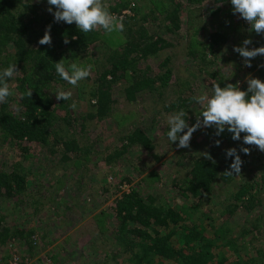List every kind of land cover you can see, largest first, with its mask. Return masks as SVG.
<instances>
[{"label": "trees", "instance_id": "16d2710c", "mask_svg": "<svg viewBox=\"0 0 264 264\" xmlns=\"http://www.w3.org/2000/svg\"><path fill=\"white\" fill-rule=\"evenodd\" d=\"M127 1L112 0L113 5L106 7L110 12L119 14L129 7ZM213 1L232 8L228 0ZM34 2L0 0V69L16 64V70L19 71L8 81L9 88L14 85L12 82L16 84L15 96L13 98L10 96L7 102L0 104V145L4 148L6 145L16 148V144L27 142L45 148V151L52 155L61 154L63 161L69 160L70 157L67 155L72 153L80 156L79 159L83 157L89 160L91 147H83L72 133L62 128V125L67 127L66 124H75L73 120L70 122L71 118L67 113L64 118H59L58 111L64 108L65 101L57 103L54 101L55 91L66 82L55 71L54 63L60 60L64 61L66 67H70L72 63L83 64L82 62L93 66L90 73L93 77L89 75L86 78L92 81L88 95L91 113L87 118L90 120L98 123H106L110 118L114 121L122 117L126 119L125 121L133 120L132 110L125 115L121 113L123 108L114 106L118 99H113L112 92L118 85L120 94L131 107L137 104V97L143 94L163 98L166 93H171L172 97L168 98L169 104L165 111L171 115L183 108L189 126L195 123L197 103L192 101V97L196 95L192 83L185 80L181 86L169 90L172 77L170 58H165L156 70L140 66V61L156 57L166 48H171V45L161 37L150 36L145 30L144 23L148 21V10L146 16H141L142 26L137 24L136 27H132L130 23L135 19L123 16L121 20L123 31L107 33L102 28H97L92 32L82 33L75 23L68 25L56 22L51 16L42 15ZM187 2L193 4L201 3L203 0ZM180 3V0H171L168 5L163 2L152 5L151 2L144 1L148 8L153 6L154 11L157 10L164 16L171 31L181 29ZM130 10L137 18L141 15L140 6L132 9L130 5ZM220 11L217 7L212 12L216 14ZM191 24L193 23L189 22L191 34L188 55L192 59L198 58L201 62L209 64L210 57L216 58L221 50L219 47L227 42V38L216 32L203 36L202 39L199 33L204 27L192 29ZM48 28L51 44L41 45L33 41V38L40 40ZM246 28L249 30L250 26L246 25ZM250 33H254L256 37L249 46L262 47L264 33L258 35L248 31L244 35ZM65 38L69 40L68 44L63 42ZM231 43L235 46V42ZM232 45L228 48L233 50ZM96 52L99 57L96 56ZM263 57L260 59L262 61L260 68H257V62H252L248 69V72L255 71L254 78L261 81H264ZM242 68L240 65L229 77H219L215 75L216 73L209 72L203 76L215 79V83L224 87L229 83H237L235 80ZM240 88L246 90L247 83H243ZM28 90H32L29 97ZM17 105L20 107L19 111ZM12 108L14 111H11ZM192 109L194 115L190 118L188 113L192 112ZM243 135L244 133H241V137ZM226 136L233 141L230 133L227 132ZM120 141L121 148L115 154L108 155L106 161L119 159L130 149L135 148L150 154L154 161L161 162L163 155H152L154 145L151 138L141 129L135 128L133 122L129 124L127 134L121 137ZM233 142L237 145L224 147L222 144V151L219 152L208 149L207 154L211 159H207L202 153H196L195 151L201 148L193 143L189 148H182V154L174 166L184 171V176L175 181L177 189L175 192L179 193V198L183 201H179V198L175 197L176 194L163 198L160 195H143L135 188H130L127 193L123 192L112 206L117 222L114 239L117 252L116 255L109 256L112 259L110 264H264L263 245L257 243L254 248L261 249L254 251L252 257H248L244 254L246 247L241 242L242 236L247 234L251 241L262 235L259 229L264 221V214L261 213L264 203V167L248 169L242 164L241 169L245 172L227 175L225 172H228L231 160L225 157V150L234 147L238 151L241 147L249 148L250 154L240 153L241 160L249 162L251 164L249 166L261 161L262 155L264 160V152L259 151L255 145H243L241 141ZM192 146L196 147L195 151ZM19 149L24 152V160L27 148ZM13 161L9 163L10 172H0V201L11 200L24 190L26 171L18 160L15 165ZM120 184L119 187L124 185ZM225 186L230 187L228 199L222 203L226 205L224 210L228 216L225 220L232 221L236 216L245 217L242 238L239 239L232 236L236 227L230 228L224 222L222 225H214L213 218L208 216L194 219L199 210L198 206L202 203L209 206L208 204L213 202L215 190ZM185 201H191L195 205L189 206ZM4 221L5 218L0 212V246L12 238H17L25 242L29 252L33 251L35 248V242L31 240L34 236L33 231H12L4 225ZM249 226L255 227L254 234L253 231H247ZM106 256L104 257L107 259Z\"/></svg>", "mask_w": 264, "mask_h": 264}, {"label": "rangeland", "instance_id": "374dc122", "mask_svg": "<svg viewBox=\"0 0 264 264\" xmlns=\"http://www.w3.org/2000/svg\"><path fill=\"white\" fill-rule=\"evenodd\" d=\"M34 1L36 7H39L37 10L42 15L53 17L48 11L50 6L46 0ZM144 1L151 2L152 5L157 2L168 5L171 0H128L129 7L127 9H123L119 14L111 13L119 20H122L123 16L133 17L135 20L130 25L136 27L137 24L142 26L141 16H146V10H148V21L144 23L145 30L150 36L161 37L171 45V48H166L156 57L146 61L142 60L139 63L143 68L149 67L151 70H156L165 58H170L171 65L169 67L172 77L169 90L181 86L185 80H188L193 85L195 96L210 94L211 86L216 80L205 78L204 74L209 72L210 74L216 73L215 75L219 77H229L240 65L243 68L239 70L235 82H239L241 86L243 83H247L248 78H254L256 72H248L249 67L246 66L245 59L228 48L229 45H232L231 41L235 42V46L232 45L234 48L243 46V41L246 39L253 42L256 37L254 33L244 35L248 31L251 32L246 28V25L249 24L241 19L239 14L234 15L232 8L225 4L215 3L213 0H203L201 3L193 4H189L187 0H180V4H182L181 29L171 31L169 23L163 18L164 16H161L157 10L154 11L152 5V8H148ZM102 2L105 6L113 5L112 0H102ZM130 5L132 9L140 6L141 15H138L139 18L132 13ZM51 7L55 11L54 6ZM217 7L221 11L213 14L212 11ZM189 22L193 23L191 24L192 29H197L199 26L204 27L199 33L202 39L203 36L216 32L226 36L227 42L219 47L221 50L217 53L216 58L210 57L211 63L206 64L198 58L189 57L188 41L191 34ZM33 41L38 42L39 40L33 38ZM262 46H264V41ZM248 48L252 49L249 45ZM96 56L99 57L97 52ZM262 57L263 55H258L252 59L251 65L252 62H257V68H260ZM82 63L84 64V62ZM90 76L93 77L92 74ZM12 84L14 85L10 88L13 89L11 96L13 98L16 93V84L15 82ZM91 85V80L84 79L76 86L66 81L58 87V90L62 89L71 93L70 99L65 100L63 104L64 108L58 111L59 118H64L67 113L70 115V122L71 120L75 121V124H66L67 127L62 125V128L72 133L83 147H91L92 152L89 160L83 157L79 159L80 156L72 153L67 155L70 157L69 160L63 161L61 154L52 155L45 151V148L27 142H22L21 145L16 144V148L7 145L4 148L3 145H0V172H10L9 163L12 160H14V165L18 160L26 171L25 186L21 194L11 200L0 201V212L5 218L4 225L12 231H33L34 236L31 240L35 242L34 250L29 252L24 241L12 238L0 246V264H10L13 259H16L18 264H104L105 261L106 264H110L112 259L109 256L116 255L117 252L114 240L117 222L112 206L123 192L127 193L130 188H135L146 196L153 194L166 198L176 194L175 197L179 198V193L175 192V190L177 191L175 181L184 176V171L175 168L174 164L183 149L177 148L176 143H173L174 146H172L168 142L167 118L170 112L165 111L169 104L168 98L172 97V94L168 92L169 94L166 93L164 97L162 96L163 98L143 94L139 98L137 97V104L131 107L120 94L118 85L114 87L116 90L112 92L113 99H118L114 106L123 108L121 113L125 115L130 110L133 111L131 122L135 128L141 129L151 138L154 145L152 155H163V157L161 162H156L150 154L134 148L121 158H113L111 162H108L105 158L115 154L121 148L120 139L127 134V128L131 122L125 121L126 119L123 117L116 121L110 118L106 123L88 119L87 117L91 113V102H88ZM53 97L55 103L61 101L57 100L56 96ZM73 102L78 105L75 111L69 107ZM196 105L195 123L199 113L203 110V105ZM193 109L188 113L190 118L194 115ZM11 111L14 109L12 108ZM128 122L130 123L128 124ZM226 134L227 131L216 136L214 127L205 128L201 125L192 134L190 144L193 143L196 147L201 148L195 151L196 147L192 146L196 153L202 154H207L210 148L214 151L218 150L217 152L222 151V144L225 145L224 147L236 146L237 144L229 140ZM216 140L221 141L219 147L215 146ZM19 148H27L25 154L27 156L24 160V152ZM246 162V160L243 162V166L248 169L264 167L263 155L261 161L252 164V166ZM241 170L240 173L245 172L244 169ZM228 171H230L229 168ZM120 183L124 185L119 187ZM229 188L225 186L216 189L212 196L213 202L208 204L209 206H206L205 203L198 206L199 213L197 212L194 219L208 216L213 218L212 224L214 225H222L224 222L230 228L236 227L232 236L238 237V239L243 237V241H240L246 247L244 254L252 257L254 251L261 249L254 248L257 243L263 245L264 249V221L259 229L262 235H258V238L251 241L248 234L241 237L245 217L236 216L232 221L225 220L228 216L224 210L226 205L222 203L228 199ZM178 200L183 201L182 198ZM185 202L189 206L195 205L191 201ZM262 210L261 213L264 214V203ZM248 230L253 231L254 234L255 227L249 226ZM105 255L108 260L104 257Z\"/></svg>", "mask_w": 264, "mask_h": 264}, {"label": "clouds", "instance_id": "9594fccd", "mask_svg": "<svg viewBox=\"0 0 264 264\" xmlns=\"http://www.w3.org/2000/svg\"><path fill=\"white\" fill-rule=\"evenodd\" d=\"M50 6L48 11L53 15L56 22H64L68 25L75 23L82 33H89L97 28H102L105 32L111 33L119 30L123 31V23L107 9L102 0H46ZM232 6L233 14L246 21L250 31L256 34L264 33V0H228ZM55 11H53V7ZM75 39V37H73ZM65 44L69 43L64 39ZM41 45L51 44L50 28L46 29L43 37L38 41ZM252 41L246 39L243 46L234 47L233 51L245 59L247 67H251V60L258 55H264V46L249 49ZM57 75L69 84L76 86L81 80L89 77L93 66L91 64L72 63L66 67L63 60L54 63ZM19 71L16 64H11L0 69V104L7 102L13 95L9 88L8 81ZM32 90L27 91V96ZM57 100H69L71 93L58 90L55 93ZM192 101L203 105V110L197 117V122L189 126L186 111L181 108L174 111L167 118V139L171 143H176L177 148H189L192 134L201 125L205 128H215V135L220 136L225 131L231 134L233 141H241L243 145H255L257 149L264 152V81L257 78L247 79L246 90H241L239 82L236 84H226L220 87L219 83H213L211 94L193 96ZM70 109L77 110V103L69 105ZM20 110L17 105V111ZM241 133H244L241 137ZM221 141L216 140L215 146L219 147ZM240 153L250 154V149L241 147L229 148L225 150V157L231 159L230 171L239 175L243 161ZM207 159H211L208 154H204Z\"/></svg>", "mask_w": 264, "mask_h": 264}, {"label": "built area", "instance_id": "2783aa9c", "mask_svg": "<svg viewBox=\"0 0 264 264\" xmlns=\"http://www.w3.org/2000/svg\"><path fill=\"white\" fill-rule=\"evenodd\" d=\"M10 264H18L16 259H13V261L10 262Z\"/></svg>", "mask_w": 264, "mask_h": 264}]
</instances>
